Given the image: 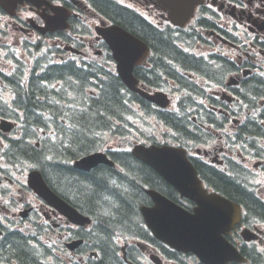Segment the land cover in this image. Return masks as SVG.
I'll return each mask as SVG.
<instances>
[{"label":"trees","instance_id":"trees-1","mask_svg":"<svg viewBox=\"0 0 264 264\" xmlns=\"http://www.w3.org/2000/svg\"><path fill=\"white\" fill-rule=\"evenodd\" d=\"M106 4L105 15L113 21L116 19L117 24L142 38L152 48L147 63L135 71L147 86L170 90L173 94L184 93L181 105L189 99L196 102L198 97L207 96L205 88L186 73L204 75L217 84L225 83L224 76L231 64L224 56L213 55L212 59L218 61L213 64L211 55L208 58L192 51L198 42L208 43L195 26L184 29L168 25L163 29L125 7ZM202 26L211 27V24ZM44 46L46 44L41 41L32 53L35 64L29 79L18 78L25 75L23 67L16 75L7 77L14 93L13 105L22 114L1 111L0 115L20 121L24 133L23 139L10 140L15 158L8 159L11 163L24 160L38 166L54 188L68 192L70 201L97 221L94 233L100 240L103 257L90 264H126L118 256V247L116 254V236L153 238L140 212L142 204L151 203L145 187L160 190L174 200L178 194L130 151H110L119 165L117 171L100 166L87 173L75 169L72 162L108 148L107 136H126L137 125L147 128L150 118L156 117L176 130L187 120L181 114L158 108L129 90L111 66L92 61L79 64L75 60L57 63L54 58L61 52L60 48H54L55 52ZM252 86L251 90H258V87L264 90L257 84L254 88ZM217 124L221 125L219 121ZM244 126L248 127L247 124ZM241 130L239 137H243ZM253 130L256 139L262 138L260 128L251 127L250 132ZM36 138L40 147L31 142ZM200 173L209 186L264 217V203L236 177L214 166L204 171L201 169ZM26 248L22 240L15 238L12 251L23 252V262L29 263L32 256Z\"/></svg>","mask_w":264,"mask_h":264},{"label":"flooded vegetation","instance_id":"flooded-vegetation-1","mask_svg":"<svg viewBox=\"0 0 264 264\" xmlns=\"http://www.w3.org/2000/svg\"><path fill=\"white\" fill-rule=\"evenodd\" d=\"M47 1L52 4H64L71 9L69 17L71 28L73 25L84 23L88 24L92 31H94L97 22L105 25L117 24L116 19L113 21L102 16L101 12L105 13V9L108 8L106 2L114 3L116 7L117 5L125 7L134 13L139 12L146 17H155L156 11L159 12L158 17L164 18L166 14L157 0ZM205 4V8H202L201 11L203 13L208 11L206 14L209 15L204 18L208 19L212 26L207 33L216 46L226 48L228 51L226 61L231 64V68L227 72L226 83L218 85V90L212 91L216 105H211L210 110L214 112L215 117L222 115V119L231 125L232 131L235 132L237 129V137L238 130H243H241L243 132L241 149L238 152L241 161L235 159L234 144H232L233 134H228L230 137L228 144L223 141L218 143L212 138L209 140L202 138V130L207 131L204 125L208 124L203 121H208L212 126L215 119L204 108H200L199 111L195 109L196 113L199 112L197 119L200 120V125L203 128L195 126L194 131L189 136L192 144L202 143V145L189 148L188 152L199 169L216 167L221 164H225L227 169L228 164L230 173H233L235 169H238L240 173H248L251 170V158L246 150L250 148V145L254 147L253 145L256 144V137L253 135V133L256 134V131L250 132V128H260L259 136L264 138V90L259 89V87L258 90H251V84H253V88L256 84L264 88V0H205ZM0 11L3 12L2 9ZM49 14H51V10L48 6L44 5L38 8L27 3L19 7L16 16L12 17L8 13L4 16L10 20L15 29L22 31L28 39L35 40L42 34L40 27L44 25V22L41 17ZM165 22L164 20L159 23L164 24ZM57 34L61 35L62 32H57ZM77 35L78 33L73 34L70 39L77 38L80 41H73V43L79 46L80 55L85 61L93 58V54L96 57L112 58L110 47L102 38L92 37L93 35ZM112 63L110 62V64ZM246 68L248 70L244 71ZM232 76L236 79H233ZM202 109L204 110L202 111ZM246 124L251 127L243 128ZM235 142L237 143L236 140ZM262 152L258 154L260 156L257 157L259 161L253 165L255 168L261 167L260 169L264 171V149ZM10 164L7 160L0 158V230L2 232L0 234V264H46L45 259L38 252L40 244L30 245L25 235L26 227L34 222L35 218L44 222L45 232L50 236L53 245V252L61 260V263L57 264H90V262L101 260L102 252L95 250L99 247L100 240L91 235L93 226H78L71 223L58 210L53 206L51 207L30 189L24 168L20 169L16 163ZM100 166L87 173L98 170ZM54 191L75 205L70 201L68 192H64L58 187ZM259 194L264 203V194L261 192ZM30 198L33 202L30 201ZM25 209H30V215L27 218L23 217ZM39 220L36 219V221ZM262 227L259 230L264 235V223H262ZM15 238L26 244V252L32 256L31 262H23L24 259L21 258L23 252L12 251ZM28 238H33L35 243H39L38 238L33 235H28ZM74 240H79L80 245L76 251L72 252L68 249V244ZM115 247L117 254V246ZM146 247H151V245L147 244ZM251 250L254 253H259L264 259V236L259 238ZM95 251H98L99 255H93L92 253ZM91 258L92 261H90Z\"/></svg>","mask_w":264,"mask_h":264},{"label":"water","instance_id":"water-1","mask_svg":"<svg viewBox=\"0 0 264 264\" xmlns=\"http://www.w3.org/2000/svg\"><path fill=\"white\" fill-rule=\"evenodd\" d=\"M170 10L169 18L176 25H183L194 11L195 5L202 0H159ZM14 9L17 7L13 1ZM57 25V24H56ZM51 29H54L53 27ZM98 32L110 44L118 71L125 84L141 96L161 107L170 104V98L164 91L147 92L139 86L134 69L146 56L148 47L137 36L120 25L98 27ZM133 154L145 164L156 170L182 197H187L198 204L192 214L181 208L175 201L155 189L146 192L154 204L141 206V212L154 235L171 247L200 256L207 264H224L229 255H216L218 251H231L221 232H227L235 220L236 210L233 204L213 193L208 194L203 188L197 170L187 158L184 149L173 146H146L138 144ZM100 164L114 165L104 152L83 156L74 162V167L89 171ZM29 185L41 197L70 218L74 223L84 225L91 219L74 206L56 195L39 170L29 174ZM74 242L72 249L79 246Z\"/></svg>","mask_w":264,"mask_h":264},{"label":"rangeland","instance_id":"rangeland-1","mask_svg":"<svg viewBox=\"0 0 264 264\" xmlns=\"http://www.w3.org/2000/svg\"><path fill=\"white\" fill-rule=\"evenodd\" d=\"M159 16V12L158 11H156V15H155V19H160V17H158ZM2 20L3 21H1L0 20V25L2 26L3 24H5V20L2 18ZM13 32L14 31H11V34H10V36L13 34ZM10 36H8V34L7 35H5V36H0V40L1 41H4V42H6V43H11V44H13V45H15V46H18L19 45V37H18V34L17 33H14V35L12 36V37H10ZM209 49H207V48H205V47H202V46H200V47H198V48H196L195 49V52H197V53H203V54H207L209 51H208ZM19 51L22 53V51L19 49ZM92 54H93V52H92ZM93 58H97L94 54H93ZM1 66V65H0ZM4 67H6L5 65H3ZM11 98H12V95L10 94V96L8 95V94H4V99L6 100V101H9V100H11ZM173 106V105H172ZM110 142H112V144H113V146L115 145V147H117L121 142H122V140L121 139H114V140H110ZM258 181L260 182V189L261 190H264V183L262 182L263 180H261V177L258 179ZM30 201L31 202H33L32 200H31V198H30ZM120 244H123V243H120ZM147 264H150L148 261L146 262Z\"/></svg>","mask_w":264,"mask_h":264}]
</instances>
